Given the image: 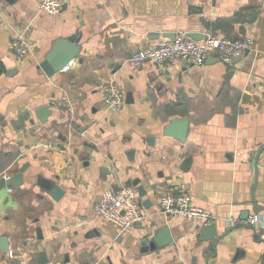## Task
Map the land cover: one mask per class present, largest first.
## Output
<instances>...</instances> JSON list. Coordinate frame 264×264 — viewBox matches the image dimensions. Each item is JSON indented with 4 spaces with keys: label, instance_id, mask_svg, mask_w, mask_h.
Listing matches in <instances>:
<instances>
[{
    "label": "crops",
    "instance_id": "1",
    "mask_svg": "<svg viewBox=\"0 0 264 264\" xmlns=\"http://www.w3.org/2000/svg\"><path fill=\"white\" fill-rule=\"evenodd\" d=\"M61 1L51 14L39 0H0V237L9 246L0 241V264H264V0ZM24 26L31 51L17 59L10 40ZM75 32L69 69L47 76L39 63ZM189 32L249 37L252 47L230 63L211 52L203 66L131 65L134 51ZM107 81L124 94L115 112L98 88ZM42 105L51 109L45 121L35 114ZM182 116L185 141L165 136ZM16 173L20 185L1 182ZM44 179L65 191L59 200ZM134 179L147 218L122 230L95 206L104 190ZM164 192L213 214L225 234L215 250L202 240L205 224L161 214ZM248 212L257 225L230 224ZM164 226L171 242L148 248Z\"/></svg>",
    "mask_w": 264,
    "mask_h": 264
},
{
    "label": "built area",
    "instance_id": "2",
    "mask_svg": "<svg viewBox=\"0 0 264 264\" xmlns=\"http://www.w3.org/2000/svg\"><path fill=\"white\" fill-rule=\"evenodd\" d=\"M61 0H39L38 10L55 14L62 9ZM28 26L15 31L10 40V51L17 59L26 57L31 51L28 39ZM252 47L249 37L229 39L206 32L202 39L195 40L185 34H179L175 39H159L149 48L134 51L129 59L134 67H139L149 61L163 64L168 61H186L196 66H203L211 52L217 53L224 63H230L233 58L245 56ZM69 61L61 70L69 69ZM102 94L105 109L115 112L124 104V94L113 81H107L98 86ZM59 106H67L68 100L57 102ZM7 176H5L6 178ZM159 209L166 218L183 216L197 223L208 224L214 221V216L209 211L192 204L191 197L187 194L164 192L160 197ZM95 211L103 219L113 222L122 230H127L141 224L147 218L146 210L138 199L137 190L131 186L108 188L103 191ZM260 221L258 214L248 216L244 220L233 219L234 225H257Z\"/></svg>",
    "mask_w": 264,
    "mask_h": 264
},
{
    "label": "water",
    "instance_id": "3",
    "mask_svg": "<svg viewBox=\"0 0 264 264\" xmlns=\"http://www.w3.org/2000/svg\"><path fill=\"white\" fill-rule=\"evenodd\" d=\"M188 37H191L195 40H200L203 38L202 34H196V33H186ZM168 37L173 40L175 39V34H170ZM79 33L75 32L74 34L68 36L67 38H60L57 39L49 51V53L44 57V59L39 63L38 67L47 75L52 76L59 70H61L70 59L77 56L79 53V46L77 45L79 41ZM240 58V57H236ZM234 60V58H233ZM129 101V100H127ZM36 116H38L42 121H45V117L51 114V109H49L47 106H39L35 110ZM188 124H189V118L187 116L182 117H175L170 122L164 126L163 128V134L168 137H173L180 142H184L186 139V135L188 132ZM153 141L152 138H148V142ZM260 151L254 153L255 155V161L258 157V153ZM185 163L189 162V158L184 160ZM24 170V169H23ZM139 179L134 180H128L126 182L127 186L130 185H137V191L139 196L145 195V189L142 185L139 184ZM1 182H3L6 186L10 185H20L22 183V173H16L10 176H7L6 178H2ZM40 187L49 194L54 200H59L65 191L58 185H56L52 180H40ZM147 201V200H146ZM148 202V201H147ZM144 202L143 205L146 206V203ZM253 206L256 211H258V207L255 206L253 202ZM249 212L247 213L248 217ZM215 223L211 222L205 225L200 226L199 231L200 234L203 236L202 240L208 241V250L212 251L215 250L217 242L225 236V234H218L215 229ZM159 234L165 235V239L162 238L159 240ZM169 231L167 227H163L162 231L158 233L156 236L151 238V240L148 243V248L151 247L153 250L165 246L166 244L171 242V238H169ZM168 238V239H167ZM167 239V240H166ZM6 236H1V248L8 249L9 246L6 243L7 241ZM147 243V242H146ZM214 253L212 254V256ZM48 261L46 258L42 257L41 260L38 262L39 264H46ZM207 264V262H206Z\"/></svg>",
    "mask_w": 264,
    "mask_h": 264
}]
</instances>
